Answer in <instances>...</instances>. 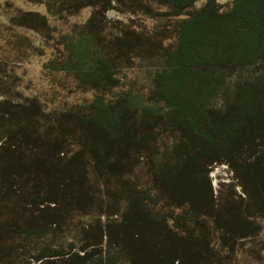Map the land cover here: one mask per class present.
Wrapping results in <instances>:
<instances>
[{
	"label": "rangeland",
	"instance_id": "1",
	"mask_svg": "<svg viewBox=\"0 0 264 264\" xmlns=\"http://www.w3.org/2000/svg\"><path fill=\"white\" fill-rule=\"evenodd\" d=\"M216 2L220 12L232 6ZM183 16L159 0H0V147L10 146L0 154L11 164L0 187V199L9 200L0 207V264H74L77 255L95 259L99 250L114 252L119 264H264V104L246 119L233 107L240 85L264 78L262 62L225 68L211 102L221 123L211 143L187 137L165 115L153 120V130L133 118L117 148L124 156L97 167L87 156L91 131L76 134L79 145L63 117L57 125L67 138L65 159L78 150L86 156V171L74 169L70 213L31 236L2 225L6 218L24 225L39 207L54 205L36 203L49 186L36 155L47 146L15 132L9 103L53 117L126 90L147 97L153 73L175 49ZM94 32L95 47L110 46L116 65L84 83L65 38ZM235 120L238 131L228 138L223 127ZM45 250L53 255L43 256Z\"/></svg>",
	"mask_w": 264,
	"mask_h": 264
},
{
	"label": "trees",
	"instance_id": "2",
	"mask_svg": "<svg viewBox=\"0 0 264 264\" xmlns=\"http://www.w3.org/2000/svg\"><path fill=\"white\" fill-rule=\"evenodd\" d=\"M159 1L167 3L174 14L184 16L178 21L175 49L165 55L164 67L153 73V85L147 97L126 90L113 93V97L107 99L95 97L84 109L55 110L53 117L41 113L37 106H33L35 112H29L23 104L9 103V120L15 132L28 134L47 146L48 151L36 155L43 164L40 168L47 172L49 186L43 196L36 198V203L53 202L54 205L47 203L39 207L40 213L26 220L24 225L6 218L8 220L2 222L5 229L21 226L25 235L31 236L45 231L49 224L60 225L70 213V200L74 197L72 189L77 181L74 169L79 166L83 168H79L80 171H86V161L81 160L86 156L78 150L70 159H65L63 148L67 138L64 128L58 129L57 125L63 117H67L66 121L73 127L68 129L72 130L71 141L80 145L76 134L82 130L91 131V136H87V156L97 167L108 166L124 156V153H117V148H120L121 139L128 131V122L133 118L153 130V120L158 115H165L167 124L177 126L187 137L202 138L211 143L215 137H210L211 132L217 131L221 125L215 119L211 102L225 82V68L257 62L264 66V0H229L231 8L222 12L216 0H202L201 6L195 10L192 8L198 0ZM94 37H97L95 32L90 39L65 38L69 57L80 59L82 66L76 75L84 83L104 76L116 65L115 57L111 56L112 48L107 45L104 50L102 46L95 47L96 39L100 38ZM263 81L264 78H255L238 87L233 107L242 118L252 116L264 104ZM223 131L226 137L232 138L238 131V120L225 125ZM139 139L142 141L143 137ZM1 148L10 149V146ZM4 153L0 154V187L11 177L8 173L10 159L2 160ZM0 205L1 208L8 207V198L0 199ZM97 253L95 259L86 253L77 255L79 261L74 264H119L114 252L99 250ZM52 255L47 250L43 254Z\"/></svg>",
	"mask_w": 264,
	"mask_h": 264
}]
</instances>
